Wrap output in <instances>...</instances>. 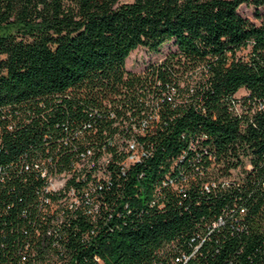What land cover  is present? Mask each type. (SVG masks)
I'll return each mask as SVG.
<instances>
[{
	"label": "trees",
	"instance_id": "16d2710c",
	"mask_svg": "<svg viewBox=\"0 0 264 264\" xmlns=\"http://www.w3.org/2000/svg\"><path fill=\"white\" fill-rule=\"evenodd\" d=\"M0 264H264V0H0Z\"/></svg>",
	"mask_w": 264,
	"mask_h": 264
},
{
	"label": "built area",
	"instance_id": "2783aa9c",
	"mask_svg": "<svg viewBox=\"0 0 264 264\" xmlns=\"http://www.w3.org/2000/svg\"><path fill=\"white\" fill-rule=\"evenodd\" d=\"M151 57H153V56L147 54L144 51H143V55L134 57L131 60V62L129 63L131 65V71H133L135 73L144 72L146 70V68H147V65H149L150 63L153 62ZM242 94H243V92L241 94L236 93V96L239 97ZM125 148L127 150V155H126V158H125V160L123 162L124 165H127L128 163L133 162L135 160H138L140 158V155H141L140 146L138 145V143L136 142V140L133 137H129V138L126 139ZM101 159L105 160V157H102ZM102 160H100V161H102ZM59 174H63L65 176L66 180L69 178V176L66 175L64 172L51 174L48 177V184L46 185V189L47 190H53L49 186V178L51 176L59 175ZM53 191H55V190H53ZM65 192L68 195H72L74 191L70 187H67V190ZM65 192H63V193H65ZM74 200H75V198H74Z\"/></svg>",
	"mask_w": 264,
	"mask_h": 264
},
{
	"label": "rangeland",
	"instance_id": "374dc122",
	"mask_svg": "<svg viewBox=\"0 0 264 264\" xmlns=\"http://www.w3.org/2000/svg\"><path fill=\"white\" fill-rule=\"evenodd\" d=\"M120 1H130V0H120ZM238 11L242 13L243 15L249 17L254 22H257L258 20L253 16V6L251 4H245L242 3L238 6ZM163 50L168 49V44H165L162 48ZM247 52V48H243L239 50L237 53L240 55H244ZM143 55V50L141 48H135L133 49L128 58L127 62L130 63L131 60L136 56ZM244 90L240 89L238 91V94H241ZM49 186L58 192H65L67 190V180L65 179V176L63 174L54 175L49 178Z\"/></svg>",
	"mask_w": 264,
	"mask_h": 264
}]
</instances>
